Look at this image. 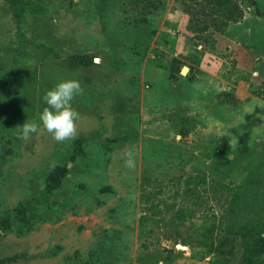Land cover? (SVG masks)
Segmentation results:
<instances>
[{
    "label": "rangeland",
    "instance_id": "rangeland-1",
    "mask_svg": "<svg viewBox=\"0 0 264 264\" xmlns=\"http://www.w3.org/2000/svg\"><path fill=\"white\" fill-rule=\"evenodd\" d=\"M193 1L0 0V264H264V0Z\"/></svg>",
    "mask_w": 264,
    "mask_h": 264
},
{
    "label": "clouds",
    "instance_id": "clouds-1",
    "mask_svg": "<svg viewBox=\"0 0 264 264\" xmlns=\"http://www.w3.org/2000/svg\"><path fill=\"white\" fill-rule=\"evenodd\" d=\"M84 93L81 83L77 79H61L51 89L45 91L41 97L46 105L39 113L37 120L27 121L19 127L18 139L27 141L33 134H38L43 128L54 141L64 143L77 138L76 121L79 113L72 107V101ZM123 166L135 169L136 154L132 148L123 151ZM52 169L55 162L50 163Z\"/></svg>",
    "mask_w": 264,
    "mask_h": 264
},
{
    "label": "trees",
    "instance_id": "trees-1",
    "mask_svg": "<svg viewBox=\"0 0 264 264\" xmlns=\"http://www.w3.org/2000/svg\"><path fill=\"white\" fill-rule=\"evenodd\" d=\"M195 1L192 0V4ZM253 2V0H252ZM240 0H209L208 4L212 5L215 7L218 6V8L224 9L226 13V15H224V19H222L221 21L224 22V24L228 21H231L232 19H239L242 17L243 11H242V7H240ZM192 4L188 5L186 4L185 6H187L186 8H189L188 11H186L187 13H191L190 10L193 9ZM201 4V3H199ZM204 8V5L202 6ZM255 10L258 12V10L255 8ZM193 15V14H192ZM207 28V27H206Z\"/></svg>",
    "mask_w": 264,
    "mask_h": 264
},
{
    "label": "water",
    "instance_id": "water-1",
    "mask_svg": "<svg viewBox=\"0 0 264 264\" xmlns=\"http://www.w3.org/2000/svg\"><path fill=\"white\" fill-rule=\"evenodd\" d=\"M184 69H186V67H184Z\"/></svg>",
    "mask_w": 264,
    "mask_h": 264
}]
</instances>
